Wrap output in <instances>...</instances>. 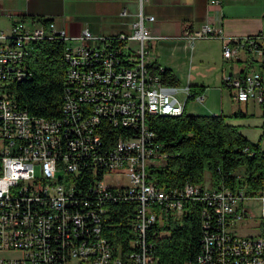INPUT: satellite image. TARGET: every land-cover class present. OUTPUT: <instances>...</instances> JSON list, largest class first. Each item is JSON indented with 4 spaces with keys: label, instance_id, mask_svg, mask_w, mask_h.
Listing matches in <instances>:
<instances>
[{
    "label": "built area",
    "instance_id": "2783aa9c",
    "mask_svg": "<svg viewBox=\"0 0 264 264\" xmlns=\"http://www.w3.org/2000/svg\"><path fill=\"white\" fill-rule=\"evenodd\" d=\"M147 1L135 0L130 34L84 28L69 35L41 19L0 29V264H159L149 232L190 202L199 206L200 250L183 264H264V235L237 231L251 217L247 199H260L264 218V183L250 195L245 185L164 188L148 181V169L160 165L153 160L166 154L147 117L184 111L191 91L163 82L149 62L153 37L145 21L154 17L143 13ZM53 38L65 42L68 66L61 113L47 118L18 107L10 86L25 76L31 43ZM182 38L190 46L219 38L224 59L257 55L264 69L261 34L226 36L206 23ZM222 83L236 102L264 101L263 70L240 69ZM194 100L202 103V94ZM117 203L125 212L119 222Z\"/></svg>",
    "mask_w": 264,
    "mask_h": 264
},
{
    "label": "trees",
    "instance_id": "16d2710c",
    "mask_svg": "<svg viewBox=\"0 0 264 264\" xmlns=\"http://www.w3.org/2000/svg\"><path fill=\"white\" fill-rule=\"evenodd\" d=\"M46 22L52 18H39ZM64 41L60 38L43 39L31 43V53L24 59L25 76L11 84V92L18 107L31 114L56 117L61 113L67 61L64 58ZM157 69L161 80L178 85V79L169 68ZM194 100L200 87L190 85ZM264 116V101L260 104ZM236 111L230 115L189 114L180 116H149L147 125L156 133L161 151L166 154L163 163L148 169V181L164 188L178 187L185 182L204 186L205 174L213 187L239 188L245 185L247 193L254 194L264 183V151L259 144L251 143L229 123L231 116H244ZM239 175V176H238ZM114 221L125 218L121 203ZM264 235V218L259 223ZM201 222L199 206L186 203L184 210L173 214L163 226L154 225L149 238L159 264H183L191 261L200 250ZM121 231H116L118 237Z\"/></svg>",
    "mask_w": 264,
    "mask_h": 264
},
{
    "label": "crops",
    "instance_id": "0c3cea01",
    "mask_svg": "<svg viewBox=\"0 0 264 264\" xmlns=\"http://www.w3.org/2000/svg\"><path fill=\"white\" fill-rule=\"evenodd\" d=\"M136 10L135 0H0V21H3L0 29L7 31L19 19L52 18L69 35H79L84 28L96 35L130 34ZM143 13L154 17L145 21L153 37L147 43L151 53L149 62L171 69L180 86L200 87L201 104L209 111L201 113L230 115L238 110L246 113L241 110L240 102L232 99L230 88L222 83L230 59L222 56L221 40L200 38L190 46L182 34L186 29L209 23L226 36H264V0H222L218 7L210 5L209 0H148ZM236 61L247 60L243 56ZM217 97L216 107L212 100Z\"/></svg>",
    "mask_w": 264,
    "mask_h": 264
},
{
    "label": "rangeland",
    "instance_id": "374dc122",
    "mask_svg": "<svg viewBox=\"0 0 264 264\" xmlns=\"http://www.w3.org/2000/svg\"><path fill=\"white\" fill-rule=\"evenodd\" d=\"M1 20V19H0ZM3 22V21H2ZM0 21V24L2 23ZM6 22V21H5ZM6 28V27H5ZM147 45V43H146ZM146 50H148V56L151 55L149 53L150 49L148 48V45L146 46ZM146 56V54H145ZM247 70L260 71L264 69L261 67L258 56L254 55L253 57H249L247 61L244 62H237L235 59L230 60V68L226 69L227 73L236 75L239 72V68L246 67ZM226 94L228 91H224ZM183 97L180 95V99ZM210 98L211 95H210ZM209 100H205V104H207ZM235 104V103H234ZM213 106H219V100L217 98H213L212 100ZM247 109L245 111V102H240L241 110L246 112V115L244 116H231L230 123L237 125L238 130L248 139L249 142L259 144L260 148L264 151V116L263 111L261 109V106L255 102L254 100H249L248 103H246ZM235 106V105H234ZM185 112L189 114H203L201 112H209L203 104L199 103L195 100H189L185 107ZM163 158L159 157L153 160L155 163H162ZM37 175H39V169L38 167L35 168ZM205 187H212L211 182L209 181V175L205 174V181H204ZM244 206L248 209L249 213L251 214V217L247 219L243 225L238 227L237 231L238 234L241 236L250 235V234H257L260 231L259 228V220L262 217V202L260 199H247L244 201ZM15 253H9L7 256H15Z\"/></svg>",
    "mask_w": 264,
    "mask_h": 264
},
{
    "label": "bare ground",
    "instance_id": "6f19581e",
    "mask_svg": "<svg viewBox=\"0 0 264 264\" xmlns=\"http://www.w3.org/2000/svg\"><path fill=\"white\" fill-rule=\"evenodd\" d=\"M24 78V76L19 77V81H21ZM184 111H175V115L172 114H165V116H180L183 114ZM150 116H160L159 111H150Z\"/></svg>",
    "mask_w": 264,
    "mask_h": 264
}]
</instances>
